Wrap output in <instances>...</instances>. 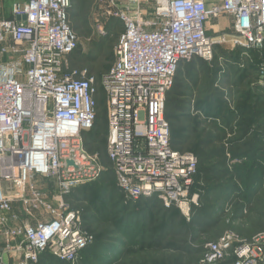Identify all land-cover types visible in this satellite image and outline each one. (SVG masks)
I'll list each match as a JSON object with an SVG mask.
<instances>
[{
    "label": "built area",
    "instance_id": "built-area-1",
    "mask_svg": "<svg viewBox=\"0 0 264 264\" xmlns=\"http://www.w3.org/2000/svg\"><path fill=\"white\" fill-rule=\"evenodd\" d=\"M142 1L105 12L123 31L115 62L99 79L68 66L77 47L68 25L71 0H25L14 2L6 16L0 12V211L42 205L38 179L52 180L60 210L54 222L38 229L26 223L6 229L1 216L7 239L1 263L7 257L33 263L46 249L71 261L92 241L79 230L76 213L65 212L72 192L104 170L84 140L96 120L97 85L106 100V156L116 185L133 201L156 197L165 207L186 204L197 157L171 145L167 93L179 64L210 62L216 44L261 49L264 0H153L150 16L140 10ZM222 18H228L230 32L209 37L210 24ZM224 261L264 264V232L250 239L226 232L204 245L200 264Z\"/></svg>",
    "mask_w": 264,
    "mask_h": 264
},
{
    "label": "rangeland",
    "instance_id": "rangeland-1",
    "mask_svg": "<svg viewBox=\"0 0 264 264\" xmlns=\"http://www.w3.org/2000/svg\"><path fill=\"white\" fill-rule=\"evenodd\" d=\"M0 1L1 12L6 16L14 2L25 0ZM153 3V0L141 2L139 8L143 15H151ZM128 7V0H71L68 25L77 38V68L100 78L113 66L123 26L114 18L106 19L104 14L110 9L126 10ZM214 24L213 21L209 29H215ZM212 31L208 30L209 37H213ZM224 31L230 32L228 25ZM100 40L104 43L98 53L93 44ZM208 63L214 67L212 75L216 80L210 83L201 78L197 90L183 91L189 95L187 99L190 98L185 105L200 104V110L194 106L178 116V121L170 125L171 141L174 139L179 150L201 151L204 155L201 159H205L211 149L223 145L229 149V144L234 143V153H226L231 174L222 180L207 182L197 171L186 204L169 207L159 203L156 197L133 201L125 197L116 183L105 186L94 181L72 194L65 212L76 213L80 219L79 230L91 235L92 241L71 261L46 249L36 262L27 264H200L204 245L224 233L232 232L246 238L244 235L254 230L255 234L264 232V131L261 129L264 118L252 113L249 117L253 122L249 128L251 134L246 136L242 134L244 121L236 117L243 110L240 107L249 110L244 103L249 95L241 88L254 89L259 79H263V86H258L264 87V76L261 78L264 55L262 50L243 52L221 43L214 46L213 57ZM68 66L72 68L69 61ZM248 69H253L254 74L251 75ZM241 81L244 86L240 85ZM96 111L106 125V100L102 90H99ZM105 134L104 131L99 141L88 146L87 151L97 154L99 163L106 170L109 166ZM214 135L220 136L222 141L211 145L215 139L210 138ZM202 165L214 167L215 160H202ZM54 186L51 179H43L37 187L45 194V201L40 206L23 208L14 205L7 214L0 211L6 229L23 223L38 229L42 224L54 222L60 211L53 199L57 196ZM3 231L0 227V254L7 246ZM9 242L14 245L16 240ZM6 259L7 263H1V260L0 264H21L23 261L15 257Z\"/></svg>",
    "mask_w": 264,
    "mask_h": 264
},
{
    "label": "trees",
    "instance_id": "trees-1",
    "mask_svg": "<svg viewBox=\"0 0 264 264\" xmlns=\"http://www.w3.org/2000/svg\"><path fill=\"white\" fill-rule=\"evenodd\" d=\"M81 4L83 3H80V5ZM68 21H70L69 13H68ZM72 31L74 32L73 29ZM103 43H104L103 40H100V42L95 41V43L93 44L94 50L100 53L103 49ZM77 49H78V45L76 49L73 51V53L68 57V61L71 62L72 68H75V69L77 68L76 66H78V64L76 63V61L78 60V50ZM260 50H262V53L264 55V46L257 51H260ZM247 57H249V55ZM77 69H80V68H77ZM213 70H214V67H212L210 63L203 61L201 59H194L193 61L187 64H183V62L179 64L178 70L174 78L173 86L168 91L167 96H166L165 114H166V119L169 122V125L171 124L173 125L176 121H178L179 119L178 116L182 115L183 113L189 112L190 110L194 108V106H196L197 110H200L199 108L200 104L192 105L191 103V106L185 105L187 100H189L190 98L187 99L189 95H187L186 93H183V91L191 93L192 91L197 90L199 87L201 78L206 79V81H209L210 83H213L216 80V78L212 75ZM248 72L251 75L254 74L253 69L252 70L248 69ZM97 79L99 78L97 77ZM185 82L187 83L186 86L184 85ZM240 85L244 86L243 81L240 82ZM254 86H255L254 89H251L250 87L248 88V86L245 87V90L241 88L243 93H247L249 95L248 99L246 101L244 100V103L246 105L245 107H247L249 110L247 111L243 107H240L243 110L240 112V115L239 114L236 115V117L239 118L242 122L244 121L245 125L243 127V132H242V134L245 133L244 135L251 134L249 128L253 122L249 120V117L253 116L252 113L259 114L264 118V87H259L257 84ZM99 90L101 89L98 88V93L96 94V102L99 99ZM236 117H234V119H236ZM261 129L264 131V125L261 127ZM104 131L105 133H107V121L105 125L102 121V116L98 115L96 111V120H95L93 129L90 132L84 134L86 149L92 143L98 142ZM210 139H215V141H213L211 145L218 142V140L222 141V138L218 135H214ZM206 142L207 141H205V143ZM171 145L175 150L182 151L176 148V142L174 141V139L171 141ZM233 145L234 143L229 144V147H230L229 149H227V147H225L224 145L219 148L211 149L205 159L204 157L203 159H201V157L204 156L201 151L197 150L195 153H193L197 157V171L199 174H201V176L203 177V180L207 182H209V180L218 181V180L224 179L225 177L231 174L229 171V159L227 158L226 153L227 151H230L231 154L234 153ZM105 152H106V143H105ZM182 152L190 153L187 151H182ZM106 159H107V156H106ZM211 159L215 160L214 167L208 168L202 165V160L206 161V160H211ZM107 163H108L109 169H106V170L104 169L105 171L104 170L102 171L100 175L101 177H99L96 181H98L102 185L111 186L113 183H115V176H114L113 170L111 169L109 165L108 159H107ZM89 184H86L84 186L77 188L76 190L72 192V194L75 191H78ZM72 194L68 197V199L71 198ZM255 233L256 231L254 230L252 232L246 233L244 237H246V239H250ZM202 252L200 253L201 254L200 259L202 257ZM224 262H226L227 264H230V261H224ZM195 264H198V263H195Z\"/></svg>",
    "mask_w": 264,
    "mask_h": 264
},
{
    "label": "crops",
    "instance_id": "crops-1",
    "mask_svg": "<svg viewBox=\"0 0 264 264\" xmlns=\"http://www.w3.org/2000/svg\"><path fill=\"white\" fill-rule=\"evenodd\" d=\"M227 24H228L227 19H221L219 21V23H215V29L213 28L214 32L217 33V32H220V31L226 29L227 28ZM42 181H43L42 179H38L37 180V184L40 186Z\"/></svg>",
    "mask_w": 264,
    "mask_h": 264
},
{
    "label": "water",
    "instance_id": "water-1",
    "mask_svg": "<svg viewBox=\"0 0 264 264\" xmlns=\"http://www.w3.org/2000/svg\"><path fill=\"white\" fill-rule=\"evenodd\" d=\"M0 12H1V3H0ZM20 19L25 20V17L18 18V20H20Z\"/></svg>",
    "mask_w": 264,
    "mask_h": 264
},
{
    "label": "bare ground",
    "instance_id": "bare-ground-1",
    "mask_svg": "<svg viewBox=\"0 0 264 264\" xmlns=\"http://www.w3.org/2000/svg\"><path fill=\"white\" fill-rule=\"evenodd\" d=\"M186 213V212H185Z\"/></svg>",
    "mask_w": 264,
    "mask_h": 264
}]
</instances>
